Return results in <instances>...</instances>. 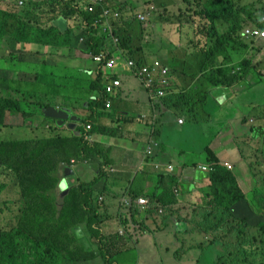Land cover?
Instances as JSON below:
<instances>
[{
    "label": "trees",
    "instance_id": "16d2710c",
    "mask_svg": "<svg viewBox=\"0 0 264 264\" xmlns=\"http://www.w3.org/2000/svg\"><path fill=\"white\" fill-rule=\"evenodd\" d=\"M91 1L93 0H27V2L23 0V4L19 5L16 0L14 4L16 9L18 8L16 11L20 14L31 16V23L22 21L21 30L31 33L33 44H36L38 40H46L45 45L38 47L39 50L31 46V63L43 64L46 55L49 54V52H43L45 48L49 45L54 46V40L61 42L62 45L58 46L61 56L56 62L60 63L68 73L69 85L64 81L58 86L50 82L48 87L41 80L45 93L35 99L27 97L26 103L15 97L4 98L1 94L0 117L7 110L21 113L25 122L38 115L46 117L43 108L47 103L57 101V99L53 100L52 93L48 92L62 89H72L76 96L66 109L71 112L70 108L78 104L76 99H80L82 102L86 101L84 105L90 109L91 113L87 118H81L77 127L78 134L73 137L45 136L38 137L34 141L31 139L13 141V145L5 153H1L0 157L5 163L4 169L21 170V173L17 174L18 178L21 181L25 180L28 186H34V191L27 186L22 188L23 198H20L22 206L15 225L9 231H0V264H63L73 261L85 263L96 261L104 257V251L109 253L111 243L122 252L121 247L131 242L128 229L139 227L144 220L143 212L139 211L136 203H133L127 215L124 212L119 215L128 234L104 233L102 225L108 219V215L102 210L103 202L99 203V194H103L104 190H99L98 193L96 187L98 179H87L80 172V174L76 173L78 178H75V181L69 183L66 188L53 193L59 181V170L61 173L66 165L72 166V159L83 162L85 156L105 155L107 152L103 147L100 149L101 145H93L86 140L90 139L94 133H110V126L115 121H109V126H106L107 122H100V125L97 122L103 117L111 118L113 114L119 115L111 111L105 112L107 103L110 102L111 107L114 99L124 95L120 73L128 70L132 74V71L125 67L126 61H114L111 66L105 65L114 71L113 77L121 81V85L112 95H97L86 88L81 89L83 87L77 86V80L80 71L86 72V83L95 85L94 89L99 92L104 91L102 86L104 77L99 69L104 64L95 59V56L102 54L105 57L107 48L115 49V41H119V47H127V50L138 56L139 62L143 60L151 62L159 55V59L167 65L166 72L158 71L154 74L152 87H147L145 81L134 77L143 89L155 95L154 98L160 97L157 102L174 113L176 108L182 109L186 105L193 107L183 108V112L178 115L180 123L185 120H202L209 115V111L206 110L202 117L198 118L195 111L199 109H195L194 106H207L209 110L213 98L220 96L218 92L223 86H226L223 90L230 92L233 90L230 88L239 86L242 80L252 85V83L259 84L264 79L263 0L243 3L239 8H235L233 0H203V5H200L197 0H170V2L161 1L158 6L155 4L157 0H131V2L119 0V3H117L118 0H113L114 3L108 1V5L105 6L99 4L92 6ZM10 10L0 9V22L5 23V26H14L13 21L12 24L9 23ZM107 10L115 14L108 17L104 13ZM146 11H149L148 15ZM189 13H193V16ZM58 17H63L62 25L57 23ZM181 18L186 21L185 27L180 23ZM220 19L227 23V28L219 36ZM159 20H163V23L158 24ZM151 21L158 31V39L146 38L147 29L143 23L148 25ZM189 25L190 27L186 29ZM127 26L135 27V30L130 31ZM167 26L171 29L168 30ZM75 29L86 32L85 47L73 43L72 39L78 37ZM140 30H144V33L140 39H135ZM3 32L1 29L0 33ZM206 34H208V43L204 40ZM146 41L157 43V49L146 48L144 46ZM225 50H231L236 54L237 61L232 64L233 59L226 57L224 62L232 65L223 69L219 63V66L215 68L218 64L217 59ZM177 51L185 52L179 65H169L163 61V57ZM87 53L93 55L84 65L85 59L80 56ZM246 54L250 56L246 57ZM107 59L109 58H105ZM172 59L173 57L169 58V60ZM208 61L211 63L208 64ZM206 66L212 68L209 74H203ZM9 73L5 71V75H10ZM40 78V75H36L35 70L31 68V84L38 82ZM23 79L22 76L17 77L11 86L6 87V91H11L15 84ZM145 79L149 77L146 76ZM109 84L113 85V83ZM161 90L164 92L162 93ZM211 91L213 98L207 101ZM258 94L264 101L261 90ZM227 99L222 100L223 102L216 100L218 111L233 110L237 107V103L243 100L235 99L238 102L234 103L230 100V96ZM25 107H28V111ZM249 109L264 115V103L260 101L258 106L250 104ZM119 117L127 119V122L130 119L127 114ZM215 118L220 121L217 117ZM156 119L157 116L151 114L145 115L141 121L153 126ZM206 122L205 126H213L214 119L210 117ZM116 123L123 127L126 122L118 120ZM241 124V121L238 122V126ZM240 127L242 130L250 128L248 132L252 139L264 138V126H260V123L255 126L243 124ZM152 141L158 144L156 140ZM203 152L207 156V159L203 161L206 168L201 169L204 172L197 173V177L200 175L202 177L194 181L206 182L204 186L198 188L202 190L200 194L206 192L201 205L204 207L203 211L195 210L196 201L193 198L199 193L187 192L177 175L164 170L159 177L156 176L158 183L154 185L153 191L143 189L138 192L132 189L130 191L132 201L144 195L150 202L160 203L166 209L165 221L170 218L171 212L181 211L185 207L191 209L200 220L187 222L184 217L181 221H184L192 237L198 231L205 233V236L211 240L207 246L198 244L191 246V248L201 249L195 264H203L201 262L264 264V185L259 183L264 176V162L259 164L264 153L248 157L245 151H240L244 162L237 165V162L227 160L219 162L217 153L208 146ZM199 162L202 161L196 160L194 165L192 162L194 169ZM226 162H229L231 167L226 165ZM104 163L107 164L103 161ZM246 163L247 167H245ZM204 173L208 174L209 178ZM68 176L74 178L71 172ZM177 184L184 192L185 202L181 203L183 205L179 208H175L177 205L175 203L178 201L177 195H179L178 190L174 189ZM240 186L243 187L244 192ZM58 195L62 197L61 201H58ZM240 205L247 207L244 212L246 214L237 209ZM236 211L243 217H240ZM139 217L140 220H138ZM109 218L114 219V217ZM218 243L223 244L226 249L220 250L219 253L214 251L212 255L210 246ZM106 263L109 264V261H105Z\"/></svg>",
    "mask_w": 264,
    "mask_h": 264
},
{
    "label": "rangeland",
    "instance_id": "374dc122",
    "mask_svg": "<svg viewBox=\"0 0 264 264\" xmlns=\"http://www.w3.org/2000/svg\"><path fill=\"white\" fill-rule=\"evenodd\" d=\"M27 2V0H24ZM82 1V0H81ZM108 1H112L113 3L115 1L113 0H93L91 1L90 5H96L99 4L101 6L108 5ZM122 2H131V0H120ZM161 1H168L170 0H157L155 4L158 6ZM200 5L204 4L203 0H197ZM234 1V6L235 8H239L243 3L247 2H255L257 0H233ZM264 1V0H263ZM16 3V0H2L0 1V8H7L11 9V20L13 21L14 27L8 25L5 26V23L0 22V30L2 29L5 34L12 32L13 36L10 37L13 40H8L7 42L11 43L7 45L6 50L8 53L10 51L15 53L18 52H24L26 54L31 55V51H29L30 47H34V44L31 40V34L28 32H24L21 30V23L23 21L24 15L25 14H20V12L16 11V7L14 4ZM119 3V0L117 1ZM108 17L113 16L115 13H110L109 10L104 12ZM189 15L193 16V13H189ZM58 19H63V17H58ZM36 20V19H35ZM205 21H207L205 19ZM220 24H218V29H219V36L225 31L227 28V23L223 21L222 19L219 20ZM158 24H162L163 20L157 21ZM180 23L185 27V19L181 18ZM143 26L147 29L146 35L147 39H158L159 34L158 31L155 29L153 22L149 23L148 25L146 23H143ZM190 27L186 26V29ZM127 29L132 31L135 30V27L127 26ZM167 29L170 30L171 27L167 26ZM158 30H160V27H158ZM58 31V30H56ZM75 32L78 33V37H74L72 39L73 43L76 45H79L81 47L86 46V40H87V34L85 31H82V29H75ZM85 33V34H84ZM144 33V30H140L138 34L135 36V39H140L141 35ZM2 35V34H0ZM207 35L205 36L204 40L208 43ZM70 41V40H69ZM4 42L0 38V43ZM55 45L51 46L49 45V49L51 51V54H49L43 61V64L40 63H30L26 64L23 69L27 71V75L25 77L24 73L21 74V76L24 78L23 80L19 81L18 83L15 84L14 88L11 91H6V87L4 84L0 85V94H3L4 98L8 97H15L16 99L23 101V103H26V98L30 97L31 99H35L45 93V88L42 86V82L45 85H48L50 82H54L55 85H60L63 81L69 85V75L68 73L63 69L62 65L60 63H57L56 61L58 60L57 58H60L59 54V47L61 46V42H57L54 40ZM219 43V39H218ZM46 40L40 41L38 40L36 43V47H39L40 45H45ZM119 44H115V49L107 48L105 57H103L101 54L97 55L96 57L102 61V63H105V58L109 59H114L115 56H117L118 61H126L128 62L132 69L135 72H146L149 69L150 64L143 60L141 62L138 61V56L134 55L131 53L129 50H127L124 47H119ZM144 46L149 49L156 48L157 49V43L153 41H146L144 43ZM4 46L0 44V55L3 53V48ZM207 48V46L205 47ZM263 48V47H261ZM80 51V49H77ZM81 52V51H80ZM85 56H92L93 54L87 53L83 54ZM246 57H249L250 54H246ZM226 57L232 58L234 64L237 61V55L232 53L231 50L227 51L225 50L217 59L218 64L215 65L217 68L219 66V63H221V68L228 67L232 64H227L224 62V59ZM87 59V58H84ZM159 55L156 56L155 58V64L159 61ZM31 62V60H29ZM209 62V61H208ZM17 63L16 58H12L9 60L7 63L6 70L9 71L10 73L14 70L13 64ZM209 62L208 64H210ZM91 64V63H90ZM165 64H161L160 67H164ZM31 68L35 70V74H39L41 79L38 82H33L31 84ZM87 70V69H86ZM212 68L209 66H206V70L203 72V74H209L211 72ZM9 73V74H10ZM86 74V72H83ZM79 75H81V71L79 72ZM87 75V74H86ZM120 75L124 78V76H129V74H124L120 73ZM132 75V74H130ZM0 76L4 77L5 72L0 73ZM110 78L113 77V73H111ZM78 85H84L85 83L82 82L80 77L77 80ZM35 84H38V86H35ZM109 84L108 80H105L102 83V86L105 88ZM244 85V88L241 89L243 90L241 92V97H243V100L239 101L237 103V109L241 108L242 106L246 105L247 102H250L252 100V95L255 96V98L252 100V102H258L260 101L261 103H264L263 100L260 99L259 95L257 93L259 90H261L262 94H264V79L258 84L250 85L249 82H246L245 80H242L240 82L239 86ZM226 86H223L220 92L225 91L223 90ZM88 89L90 92H93L94 94H99V90L94 89L95 85H89V87H83L81 89ZM103 88V89H104ZM230 89H233L231 87ZM74 91L72 89H62V90H57L55 92H48L52 93V99L56 100L55 102L52 103H47L46 105L53 106L57 108L59 105L60 107H69L71 103L75 100L76 96L73 93ZM163 93L164 91L161 90ZM226 93L230 96V100L233 101V93L230 91H226ZM91 94V95H94ZM252 94V95H251ZM147 96V94H146ZM223 96V95H221ZM152 102L149 103V107L152 108L153 113H155L159 119V121H163L164 118L159 116V113L157 112L158 109L161 108L162 104L160 102H157L155 99H150ZM78 104H81L82 101L80 99H76ZM58 105V106H56ZM114 109L111 111L113 113H117L119 111H123L119 113V115H125L126 113H130L138 108V106L131 100L128 99L126 96H121L118 99L114 100ZM206 110H208L207 106ZM204 107H197L194 106L195 109H199L198 111L201 114H204ZM183 108H193L189 106H183L182 109L176 108L174 109L175 111V116H178L183 112ZM25 109H28V107H25ZM97 117V116H96ZM21 122L20 124H23L24 119L22 116H20ZM87 118V116H86ZM98 119V118H97ZM210 119V117L207 115L204 119L202 120H193V121H187L182 127H185L188 129L191 126H200L201 128L197 129L199 132H203L201 135V138H204L206 135L211 134V132L205 134V128L208 129L213 127V126H206L205 124L207 123L206 121ZM254 120L257 123H260V126H264V115L257 114L255 113L254 110H251L250 112H245L239 116V120L241 121H247V120ZM31 120L33 122H25L26 125H30L29 127H24L23 126H15V124H12V127L14 128V133L10 134V136L7 134V138H20L22 136L25 137H31V140L34 141L38 137H50V136H62L63 134L61 133L60 126L58 122L56 123V118H51V117H45L43 115H38L37 117H31ZM38 120V122L36 121ZM99 120V119H98ZM125 120L122 119V122ZM52 122V125L48 128V133H46V128L44 126L46 123ZM100 122H97V124L100 125ZM106 126H109V123L106 124ZM120 124L118 125L117 123L112 124L110 126L111 130L118 131L120 129ZM241 126V125H240ZM238 126L237 122V127L235 129V132H231L230 129H224V130H218V132L222 135L221 140L227 141V144L231 142L232 147L238 148L239 151H245L248 157H253L257 156L255 154L264 153V138L261 140L259 139H252L250 137V133L248 131L242 130L241 127ZM4 135V132H0V137L2 138ZM231 138H228V137ZM93 138V136H92ZM123 139L125 137H122ZM220 138V137H219ZM190 143V140H186L182 143V145H187ZM199 141H196V144H198ZM214 143H216V140L214 142H209L205 147H210L214 149L215 152H217L216 148L214 147ZM121 144V143H120ZM122 145V144H121ZM221 144H218L220 146ZM124 146V145H122ZM156 147V145L150 140V142L146 146L145 150V155L147 157V161L145 162L146 168L153 166L155 169L158 170V177L162 171L163 168H166V172H170L173 175H178V170L175 168V163H157L154 160L153 156V149ZM220 148V147H219ZM102 149V146L101 148ZM263 157L260 158V165L263 164L264 162V154H262ZM221 153H219L220 157ZM103 159L107 158V154L101 156ZM207 159L206 153L203 152L202 155L199 157L198 160L202 161L199 162L198 164L195 165V168H200V169H205L206 164L203 162ZM112 162V160H109ZM233 163L235 162L234 160H230ZM192 163L188 164L189 172H191L190 166ZM247 163L245 167H247ZM195 169V170H196ZM79 170V169H78ZM147 172L145 174V178L149 175V172L147 169H145ZM194 170V171H195ZM186 172V168L183 167V173ZM139 177L136 176L135 178ZM65 178V172L59 170V181L60 179ZM134 178V179H135ZM14 176L13 175H5V174H0V231H9L10 228L15 225L18 215H19V209L21 208L22 204L20 202V196L19 193L17 192V189L15 187V184L13 183ZM158 180V179H157ZM57 183L56 187L54 188L53 193H58L59 189L61 188V181ZM158 182H153L152 187L150 191H153L154 185L157 184ZM259 183L264 185V176L259 180ZM3 185H5L3 187ZM147 185V183H146ZM60 187V188H59ZM31 189L34 191V186L31 187ZM100 190V189H98ZM61 191V189H60ZM139 192V191H138ZM206 193V192H205ZM205 193L203 194L201 205H203V199L205 197ZM103 199L106 200L105 194H99ZM130 192L128 193L127 191L123 192V195L120 199L121 203L130 197ZM62 197L58 195V201H61ZM247 207L245 205H240L237 209H239L240 212L244 213L245 209ZM195 210L203 211L204 207L203 206H195ZM118 212H115V218L109 220V228L104 229V233H108L110 235L113 232H117V230H120V227H122L124 230L125 234H128L126 231V228L124 226H120V216H118ZM121 212L127 213V209L123 208ZM237 212V211H236ZM119 213V215H120ZM237 214L240 217H243V215H240L238 212ZM246 214V213H244ZM190 215V216H189ZM186 217L187 222H192V220H195L196 222L200 220L199 217L196 215H193L190 210L185 207L181 211L177 212H171L170 218H168L165 221L166 216L164 217H157L156 221L151 222V221H141V226L140 227H130L128 229L129 234L131 235V242L123 245L121 248H123V251H119L117 246H115L113 243H111L110 248H109V253L107 254L106 251L103 252V258H99L96 261L92 262H82V261H76V262H70V263H63V264H105V261H109V264H153L151 261H155L157 264H195L196 260L199 256V253L201 252V249L198 247L191 248L193 245H200V246H207L211 240L207 236H205V233L203 232H198L193 235L190 234V230H188L185 225L184 221H181ZM176 218V220H174ZM137 220V219H135ZM140 220V217L138 218ZM119 224V225H118ZM234 224H236V221H234ZM195 226H193L194 228ZM198 229V228H196ZM220 233H222V230H220ZM144 234L146 235V238H144ZM210 235V234H209ZM221 236L219 237V239ZM138 245L134 244V241H138ZM157 243L156 249H154V244ZM211 253L213 255V252H220L224 251L226 248L223 244H214L210 246ZM164 259V262L162 261V258ZM168 259H170L171 263L168 262ZM65 262V261H64ZM200 263V261H199ZM203 264H206L205 262H201ZM107 264V263H106Z\"/></svg>",
    "mask_w": 264,
    "mask_h": 264
},
{
    "label": "crops",
    "instance_id": "0c3cea01",
    "mask_svg": "<svg viewBox=\"0 0 264 264\" xmlns=\"http://www.w3.org/2000/svg\"><path fill=\"white\" fill-rule=\"evenodd\" d=\"M153 22V21H151ZM57 23L59 25L63 24V19H58ZM0 38L4 40V42L0 43L4 47L2 48L3 53L0 55V73H3L6 71L7 63L10 59L16 58V62L13 64L14 70L10 73V75H5L4 77L0 76V85L4 84L5 87L11 86L12 82L17 78L20 77L22 73L26 76V72L23 67L26 64H30L31 62V55L26 54L24 52H18L16 51L9 53L6 51L7 45L11 44L7 42L8 40H13L10 37L13 36L12 32H9L7 34L0 33ZM31 34V33H29ZM10 37H8V36ZM35 48L36 44H34ZM39 50V48H38ZM41 50V49H40ZM31 51V47L29 49ZM44 53L51 54V51L48 47L45 48ZM61 53V51H59ZM13 54V55H12ZM48 54V55H49ZM185 54L184 51H177L174 53H170L167 56L163 57V61L169 63V65H179L182 62V57ZM46 55V57L48 56ZM80 57L87 58L85 59V64H87L90 56L81 55ZM172 58V60H169V58ZM83 65V66H84ZM124 74H129V76L122 77L123 80V90H124V96H126L128 99H131L138 108L130 113H126L127 116L130 118L127 122V119L123 117H119L120 115L113 114L111 118L103 117L100 119L102 123L109 121H116L124 119L126 123H124V126H120V129L118 131L111 130L109 134H103V133H94L91 135V138L88 140V142L94 144L101 145L103 148L107 150V158H102V154L99 156L95 154H90L89 156H85V159L83 162H77L76 160L71 167V170L74 174V178L69 177L65 174L64 179H60L61 181V191L62 189L66 188L67 185L73 181H75V178H78L77 174H83L87 179H98L97 183V192L100 190H104L106 200L104 199L102 210L104 213L108 215V219L105 221V223L102 225V230L109 228L107 226V223L111 218H115V212H118V216L120 211L123 210V205L121 204V197L123 195L124 191H127L128 193L133 189L135 191L145 190L150 191L153 182H158L156 176L158 175V170L155 169L153 166L146 168L145 162L147 161V157L145 155V150L147 144L150 142V140H156L158 144H155L156 147L153 149V156L154 160L157 163H175V168L178 170L177 178L180 180V183L182 187L187 190V192L196 191V194L193 198L194 201H196V206H201V201L203 194H200V191L198 188L201 186H204L205 183H197L194 182L199 177H202V175L197 177V173L204 172L200 168H197L196 170L191 165V172H189L188 164L194 161L198 160L199 157L202 155L203 150L205 146L209 142H214L216 140V143H214V147L217 150V155L219 156V153H221V156L219 158V162L223 160H234L237 162V165H241L244 162V159L241 156V152L236 147H232L231 142L227 144V141L221 140L222 135L218 132V130H224V129H230L231 132H235V128L237 127V122H240L239 116L245 112H250L249 109L250 104H254L258 106V102H252V100L255 98L254 95H252V100L246 105L242 106L241 108H234L233 110H220L218 111V104L216 103V100L219 102H223L225 99H229L228 95L221 94L226 93V91L218 92L220 96L213 98L212 91L210 92L208 99L213 98V103L211 102V106L209 109V117H212L214 119L213 127L206 129L205 128V134L211 132V134L206 135L204 138H201V135L203 132L197 131V129L201 128L200 126H191L188 129L185 127H182L187 121L185 120L183 123L179 122V116H175L174 112L165 107L161 106L160 109L157 110L160 117H163V121H159L158 117L156 121L154 122L153 126H150L143 121V117L149 116L151 114L156 115L153 113L152 108L149 107V103L152 101L150 99H155L156 101L159 100L160 97H155V95H151L148 91L143 89L137 78H135L133 75H130L131 73L128 70L122 71ZM82 82H84V85H77L78 87H86V78L87 75L81 72V75H79ZM41 79V78H40ZM254 85V83H252ZM243 85L241 86H235L233 90L231 91L233 93V102L236 103L240 99H243L241 97V92L243 90ZM215 93V91L213 92ZM147 94V96H146ZM1 95V94H0ZM257 95H259L257 93ZM227 99V100H228ZM235 99H239L238 101H235ZM115 100V99H114ZM114 100L111 104L110 108H106L105 112L112 111L114 109ZM223 100V101H222ZM86 101H83L81 104H77L70 108L72 115H77L79 117H88L91 113L90 109L87 108L84 104ZM58 106V105H56ZM59 108L66 109V107H60ZM28 111V110H27ZM31 111V109H30ZM256 111V110H254ZM123 111L117 112V114L121 113ZM206 112V107H204V113ZM195 114L198 118H201L203 114H201L198 110L195 111ZM21 113L7 110L3 113V116L0 117L2 119V124L4 127V135L0 139L1 141H6L7 134L10 136V134L14 133V128H12V124L15 126H23L29 127L30 125L25 124V120L23 121V124H20ZM157 116V115H156ZM215 117H217L220 121H218ZM23 118V117H22ZM241 125L246 126H255L257 122L252 120L247 121H241ZM57 123V122H56ZM52 125V122L46 123L44 128H46V133H48V128ZM77 126L75 129H71L67 124L61 125V133L66 137H73V135L78 134L77 133ZM206 127V126H205ZM249 129H245V131H248ZM93 136V138H92ZM122 137H125L124 139ZM220 137V138H219ZM228 138H231L230 136ZM20 139H29L28 137H22ZM19 139V140H20ZM190 140V143L187 145H182V143L186 140ZM199 141L198 144H196V141ZM124 145V146H122ZM218 144H221L218 146ZM220 147V148H219ZM0 150V155H1ZM112 160L110 162L109 160ZM0 160H2L0 158ZM80 161V160H79ZM103 161H105L107 164H103ZM82 163V164H79ZM69 167V168H70ZM183 167L186 168V172L183 173ZM79 169V170H78ZM148 170L149 175L145 178L146 170ZM143 170V171H142ZM162 170L166 171V168H163ZM195 170V171H194ZM65 172V169L64 171ZM80 172V173H79ZM14 173V172H13ZM12 173V175H13ZM77 173V174H76ZM141 173V174H140ZM5 175H11L8 173V171L4 170ZM140 174V177L135 178ZM206 174V173H204ZM207 178H209L208 174ZM81 176V175H80ZM135 178V179H134ZM59 181V182H60ZM14 182V181H13ZM15 183V182H14ZM147 183V185H146ZM31 187V186H30ZM106 187V191H105ZM178 190V201L177 205H175V208H179L184 202V192L177 184L174 189ZM59 189V192H60ZM108 189V190H107ZM100 192V191H99ZM98 192V193H99ZM102 195V194H101ZM103 196V195H102ZM142 197H146L142 195ZM131 198V197H130ZM132 199V198H131ZM99 201V203H102ZM133 203H136L135 201H132ZM161 204L158 202H150V207L146 212H143V218L145 221H156L157 217L164 216L166 209L163 208L162 212H159ZM190 212L193 215H196L193 211ZM127 215V213H125ZM190 216V215H189ZM121 219V217H120ZM120 226H123L122 222L120 221ZM118 224V225H119ZM141 226V223H140ZM139 226V227H140ZM147 234H144V238H146ZM138 241H134L135 245H138ZM157 243L154 244V249H156ZM162 261L164 262L163 257ZM168 262L171 263L170 259H168ZM153 264H157L154 260L151 261Z\"/></svg>",
    "mask_w": 264,
    "mask_h": 264
},
{
    "label": "built area",
    "instance_id": "2783aa9c",
    "mask_svg": "<svg viewBox=\"0 0 264 264\" xmlns=\"http://www.w3.org/2000/svg\"><path fill=\"white\" fill-rule=\"evenodd\" d=\"M95 59L100 60L96 56H95ZM113 63H114V61L111 60L108 62V65L111 66V65H113ZM148 63L150 64L148 71L141 72V73L135 72L128 62H126L125 67L132 71L133 76L140 78L141 81H145L147 87H152L154 74L158 71L166 72L167 65H165L164 67H160L163 62L161 60H159L155 64V59L151 62H148ZM146 76H148L149 79L146 80L145 79ZM105 80H108L109 83H113V85L108 84L107 88L106 89L104 88V91L99 92L98 95H107V94L112 95L117 91L118 87L121 85V81L119 78H114V77L110 78V76H109L106 79H104V81ZM107 108H110V102L107 103ZM71 162L74 163V160H72ZM225 164L228 165L229 167H231V164L229 162H226ZM99 200L102 202L104 199L101 196H99ZM135 202H136V205H137L140 212H146L150 207V201L147 197H141V198L137 199ZM121 204L123 205V208L127 209V213H128L129 208L132 206V199L129 197V198L125 199ZM162 211H163V207H160L159 212H162ZM123 230L124 229L122 227H120V230H117V232L124 235L125 233Z\"/></svg>",
    "mask_w": 264,
    "mask_h": 264
},
{
    "label": "clouds",
    "instance_id": "9594fccd",
    "mask_svg": "<svg viewBox=\"0 0 264 264\" xmlns=\"http://www.w3.org/2000/svg\"><path fill=\"white\" fill-rule=\"evenodd\" d=\"M0 1H2V0H0ZM18 4L19 5H22L23 4V0H18ZM1 9V8H0ZM152 9L155 11V9H154V7H152ZM146 14L148 15L149 14V11H146ZM23 20H24V22H29V23H31V16H24V18H23ZM9 23L10 24H12V20H10L9 21ZM12 27H14V26H12ZM30 33V32H29ZM242 36V35H241ZM243 37V36H242ZM119 43V41H115L114 42V45L115 44H118ZM127 48V47H126ZM102 55V54H101ZM97 56V55H96ZM117 56L116 57H114V59H107V60H105V63H102V61H101V63L102 64H104V65H101L100 67H99V69H100V72H101V75L104 77V79H106L107 77H109V75L111 74V73H113V75H114V71L112 70V69H110V68H107L105 65H107L108 64V62L109 61H111V60H113V61H118L117 59ZM118 62H122V61H118ZM27 73V72H26ZM26 77V76H25ZM26 111H27V109H26ZM2 119H0V132H4V127H3V124H2ZM29 122H31V120L29 121ZM27 127V126H26ZM13 128V127H12ZM22 137H25V136H22ZM22 137H20V138H22ZM20 138H7L6 139V141L4 142V141H1L0 142V150H1V152L2 153H5L6 152V150L8 149V148H10L12 145H13V141H18ZM29 139H31V137H28ZM0 139H1V137H0ZM20 140H23V139H20ZM87 142H88V140H86ZM1 158V157H0ZM72 160H74V162L76 161L75 159H72ZM71 160V161H72ZM71 164H73L72 162H71ZM7 166V165H6ZM66 167H70V165H66ZM5 168V163L3 162V160H0V171H1V174H4V169ZM8 171V173L9 174H11L12 175V173H13V176H14V184H15V187H16V189H17V192L19 193V196H20V198H23V196H22V194H23V190H22V188H24L25 186H27L28 188H30L31 189V187L30 186H28V184L26 183V181L25 180H23V181H21L19 178H18V176H17V174H20L21 173V170H19V169H9V170H7ZM5 186V185H4ZM241 187V189L243 190V187L242 186H240ZM243 192H244V190H243Z\"/></svg>",
    "mask_w": 264,
    "mask_h": 264
},
{
    "label": "water",
    "instance_id": "95a60500",
    "mask_svg": "<svg viewBox=\"0 0 264 264\" xmlns=\"http://www.w3.org/2000/svg\"><path fill=\"white\" fill-rule=\"evenodd\" d=\"M43 112L46 117L58 119L59 125H62L66 122V124L73 130L77 126L78 122L81 120V117L77 115H72L68 109H63L59 107L55 108L53 106H49L47 108H43ZM70 172H72L71 167H66L65 174L69 175Z\"/></svg>",
    "mask_w": 264,
    "mask_h": 264
},
{
    "label": "flooded vegetation",
    "instance_id": "af4514ba",
    "mask_svg": "<svg viewBox=\"0 0 264 264\" xmlns=\"http://www.w3.org/2000/svg\"><path fill=\"white\" fill-rule=\"evenodd\" d=\"M50 105H46L44 108H47V107H49ZM37 122H38V120H36ZM56 122H58V120H56ZM64 124H66V122L65 123H63L62 125H64Z\"/></svg>",
    "mask_w": 264,
    "mask_h": 264
}]
</instances>
